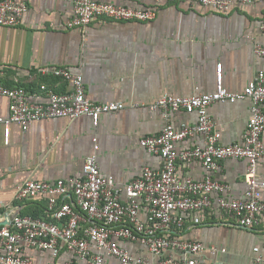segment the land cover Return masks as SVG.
<instances>
[{"label":"crops","instance_id":"1","mask_svg":"<svg viewBox=\"0 0 264 264\" xmlns=\"http://www.w3.org/2000/svg\"><path fill=\"white\" fill-rule=\"evenodd\" d=\"M28 11L15 27L0 25V82L8 87L24 86L39 92L42 84L64 92L70 84L64 79L43 75L40 67L66 66L83 75L88 99L98 103L119 101L126 107L102 115L98 125L88 115L74 120L54 117L35 121L27 131L12 122L10 135L0 123V206L13 202L19 184L26 179L53 181L83 175L85 159L94 153L101 173L118 183H128L143 168L161 167V158L141 144L142 137L159 134L170 121L176 128L197 123L196 113L184 110L170 113L150 105L165 94L178 96L213 92L217 89V64L222 63L223 85L241 92L255 71L264 70V56L255 46L264 45V0L235 3L228 13L186 0L164 2L155 19L149 21H93L84 31L66 29L72 16V0H27ZM134 7L154 5L155 0H99ZM249 98L236 102H215L209 113L221 130L224 144L241 142L251 113ZM10 99L0 94V116L9 115ZM264 138V133H263ZM178 148L203 145V135L178 141ZM244 159L226 158L219 169L208 171L202 162L180 163L177 174L203 179L206 175L230 185L229 198H243L247 189ZM257 177L264 181V157L257 164ZM220 195L212 194L214 207L201 224L187 223L178 231L182 239L214 245L202 258L216 264H254L258 252L264 254V226L247 229L234 224V218L217 209ZM264 199V189L262 191ZM45 200L33 199L22 206L40 209ZM134 254L149 252L146 247L122 241ZM94 248V247H93ZM34 264H62L72 255L61 249L27 248ZM110 264H120L109 257Z\"/></svg>","mask_w":264,"mask_h":264},{"label":"built area","instance_id":"2","mask_svg":"<svg viewBox=\"0 0 264 264\" xmlns=\"http://www.w3.org/2000/svg\"><path fill=\"white\" fill-rule=\"evenodd\" d=\"M134 7L99 0H72V16L63 27L84 31L93 21H149L155 19L164 2ZM193 5L208 6L228 13L235 3L254 0H186ZM27 0H0V25L15 27L21 24L28 11ZM264 29V24L262 25ZM255 53L264 56V45L255 46ZM223 65L217 64V89L209 93L178 96L165 94L150 105L160 109L169 119L170 113L184 110L196 113V124L176 128L170 121L159 134L142 137L140 144L161 158V167L143 168L142 174L122 184L110 175L101 173L97 137L93 138L95 152L86 157L83 175L53 181L26 179L19 184L13 202L0 206V264H34L25 254L27 248L50 250L55 255L65 248L72 256L62 264H110L115 257L120 264H216L202 255L209 250L216 254V246L200 241L182 239L178 231L187 223L201 224L214 207L213 193L220 197L219 210L229 213L234 224L256 229L264 226V181L257 177V164L264 157V70H257L241 92L228 90L223 85ZM43 75L64 79L70 89L58 92L46 84L39 92L24 86L8 87L0 82V94L10 99L9 115L0 116L5 124V135H10V124L18 123L23 131L37 120L65 117L74 120L88 115L98 125L102 115L125 109L123 102L98 103L88 99L83 75L66 66L40 67ZM249 98L251 113L241 142L224 144L221 130L209 113L215 102H236ZM203 135L204 144L178 148L177 142ZM226 158L244 159L247 184L243 198H229L230 185L206 175L203 179L177 174L180 163L200 161L208 171L221 167ZM44 199L45 216L23 214V204L33 199ZM122 241L138 243L149 254H134ZM94 247V248H93ZM258 252L254 264H264V254Z\"/></svg>","mask_w":264,"mask_h":264},{"label":"trees","instance_id":"3","mask_svg":"<svg viewBox=\"0 0 264 264\" xmlns=\"http://www.w3.org/2000/svg\"><path fill=\"white\" fill-rule=\"evenodd\" d=\"M46 209H47V205H46V202H44L43 204V207L40 208V209H36V210H32V209H26V210H23L22 213L23 214H31L33 216H45L47 217V214H46Z\"/></svg>","mask_w":264,"mask_h":264}]
</instances>
